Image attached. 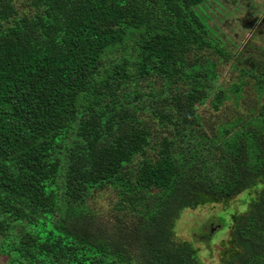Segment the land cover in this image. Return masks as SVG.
Masks as SVG:
<instances>
[{"label": "trees", "instance_id": "trees-1", "mask_svg": "<svg viewBox=\"0 0 264 264\" xmlns=\"http://www.w3.org/2000/svg\"><path fill=\"white\" fill-rule=\"evenodd\" d=\"M222 1L0 0V264H264V114L211 132L198 108L231 114L264 89L261 62L208 24ZM223 60L240 86L216 84ZM192 119L202 130L182 128ZM108 189L133 216L136 256L91 227L87 203ZM206 196L229 202L232 224H207L195 247L175 223Z\"/></svg>", "mask_w": 264, "mask_h": 264}, {"label": "rangeland", "instance_id": "rangeland-1", "mask_svg": "<svg viewBox=\"0 0 264 264\" xmlns=\"http://www.w3.org/2000/svg\"><path fill=\"white\" fill-rule=\"evenodd\" d=\"M222 3L225 8L222 5H213L212 11L207 10L210 15V18L207 20L210 28L213 29L214 32L219 33L223 40L221 44L224 45L228 53H233V55L236 56H240V53L245 55L249 53L258 56L256 51H250V44L260 43L264 45V42H262L264 41V33H261L262 31L258 23V19L264 11V0H238L235 4L223 0ZM213 59H216L215 56ZM216 71L219 74V81H217L216 84L226 88H231L234 84H238V86L241 85L238 73L232 69L229 62L225 60L218 62ZM143 84V88L141 89L142 92L151 93L149 90V83L145 81ZM181 85L180 83L172 86L173 92H182L184 86ZM152 88L159 96L162 93L164 84L162 81L158 80L152 84ZM243 96L244 102L242 105L241 102L238 103V100L234 101L235 106L231 114H209L206 109L209 105H200L198 108L199 111L203 113L201 115L202 118L205 119L206 127H210V131L214 132V130L216 131L218 129V125H220L221 122L231 121L233 117H237L238 115L264 114V109L262 107L264 106V89L260 91V94L258 93V97L251 88L250 90L247 89V91H244ZM125 100L123 104L127 106L128 98ZM211 101L214 102V100H210L209 102ZM235 111H241V113L236 114ZM192 121V125H187V127L182 128L185 130H196L197 128H199V131L202 130V127L197 125L196 120L192 119ZM149 126L153 132H157V128L161 127L156 119L154 122L150 121ZM250 128L254 130V128ZM229 135L230 133L227 136L229 137ZM211 199H208L207 196L203 198V204L206 208L204 210H199L197 208L198 204H196L191 209L181 211L180 217L175 223V232L178 239L193 243L196 247L198 244L196 242L198 239L196 238L204 239L206 236L205 234H208L206 229H204L207 224L212 222L220 223L223 225V228L232 224V216L229 211L228 202L214 201L213 198ZM236 199H241L242 201L236 204L234 208L239 209L241 213L245 212L250 200L249 190L238 195ZM87 204L88 208L96 215V222L93 223L91 227H100L104 229L107 238L111 234L119 232L126 238L127 242H129L128 250L131 254L136 256V246L132 239V236H135V234L131 231L133 216L129 212H125L124 209L118 208L120 206V200L117 198L116 193L111 189L97 192ZM194 208L197 209L193 210ZM218 208H221V211H216ZM251 226L253 227V224ZM193 244L192 246L194 247ZM208 249H210V247L207 248V250ZM212 249H215L216 252L215 246L212 247ZM215 252L209 256L210 261L218 259V255L216 254L218 252ZM7 259V257H3L1 264H5Z\"/></svg>", "mask_w": 264, "mask_h": 264}, {"label": "flooded vegetation", "instance_id": "flooded-vegetation-1", "mask_svg": "<svg viewBox=\"0 0 264 264\" xmlns=\"http://www.w3.org/2000/svg\"><path fill=\"white\" fill-rule=\"evenodd\" d=\"M259 27L261 28V33H264V11L260 15L258 19ZM264 42V41H262ZM251 49L250 51H256L258 56H254L253 54H247L250 58L258 59L261 64L264 66V45H261L260 43H251L250 44ZM229 203V202H228ZM215 228V227H214ZM217 229V227L214 229V231ZM213 233V232H212ZM198 238V237H197ZM200 239V238H199ZM202 240V238L200 239Z\"/></svg>", "mask_w": 264, "mask_h": 264}]
</instances>
